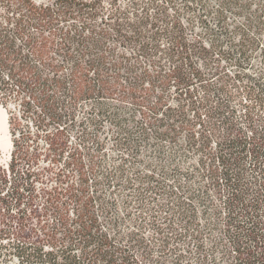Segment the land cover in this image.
<instances>
[{
    "label": "trees",
    "instance_id": "obj_1",
    "mask_svg": "<svg viewBox=\"0 0 264 264\" xmlns=\"http://www.w3.org/2000/svg\"><path fill=\"white\" fill-rule=\"evenodd\" d=\"M0 106V264H264V0H0Z\"/></svg>",
    "mask_w": 264,
    "mask_h": 264
},
{
    "label": "rangeland",
    "instance_id": "obj_2",
    "mask_svg": "<svg viewBox=\"0 0 264 264\" xmlns=\"http://www.w3.org/2000/svg\"><path fill=\"white\" fill-rule=\"evenodd\" d=\"M38 2H47V1H51V0H36ZM11 108H13L11 106ZM0 113L3 114L7 119L6 122L7 123V128L4 127H0V138H4L5 136L10 140V145L6 146L4 144L0 143V165L3 167H7L11 157H12V149H13V137H12V133H11V129L9 127V110L4 107V106H0ZM1 119V118H0ZM26 121V120H25ZM46 164H48V161H41V166L45 167Z\"/></svg>",
    "mask_w": 264,
    "mask_h": 264
},
{
    "label": "bare ground",
    "instance_id": "obj_3",
    "mask_svg": "<svg viewBox=\"0 0 264 264\" xmlns=\"http://www.w3.org/2000/svg\"><path fill=\"white\" fill-rule=\"evenodd\" d=\"M0 127H4L7 128V121H6V117L0 113ZM7 122V123H6ZM8 137V136H7ZM6 136L4 138H0V143L4 144L6 146L10 145V140L7 138Z\"/></svg>",
    "mask_w": 264,
    "mask_h": 264
}]
</instances>
